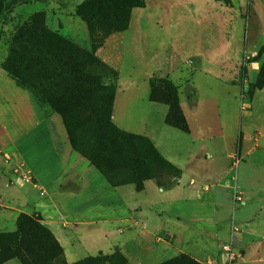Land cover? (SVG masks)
Masks as SVG:
<instances>
[{
    "label": "rangeland",
    "instance_id": "obj_1",
    "mask_svg": "<svg viewBox=\"0 0 264 264\" xmlns=\"http://www.w3.org/2000/svg\"><path fill=\"white\" fill-rule=\"evenodd\" d=\"M166 1L144 0L145 4L152 6L158 14L166 12ZM193 1L196 2V0H171L170 5L173 6L171 10L180 13L183 8V11L188 12L190 3L193 7L197 6ZM208 1H214L216 8L211 6L214 2L204 5L203 8L201 3L200 8L195 10V16L181 21L175 30L179 39L177 50L183 57L191 54L196 48L204 52L209 45L206 54L209 60L208 74L204 75L200 71L194 74L199 95L193 96L200 99L199 104L197 107L192 106L191 101L195 98L185 96L188 86H180L177 95L180 98L181 112L191 134L205 139L207 141L205 147L210 153L212 152V161L206 158L196 171L204 173L205 169H208L211 174H215L216 179L222 172L224 152L231 148L233 152L236 151L231 158V166L234 167L242 160V153L236 150L237 139L238 146L240 142L242 146L243 136H250V128L264 124V86L261 90H252L260 65L264 61V0ZM3 2L6 6L0 12V119L6 126L14 127L15 132H12L14 139L22 136L18 145L24 150L32 166L41 169L40 157L47 153L38 139L35 148L29 144V141L35 142V136L37 137L38 134L28 132L26 121L28 99L34 100L38 107L50 113L54 111L62 120L59 106L66 101L87 105L86 100L92 99L94 95L98 96V100L101 98L99 94L101 85L112 86L114 95L116 91L120 92L125 88L132 97H123L118 93L112 120L117 132L121 135L136 133L145 135L157 132L163 123L165 113L161 104H153L148 100V93L152 82L154 84L168 77L160 71L144 81L148 70L157 62L141 61L134 51L129 49L123 52L122 63L113 65L115 69L96 55V50L103 45L110 34L122 30L120 28L127 7L124 8L123 15L118 18L114 16L116 10H113L116 4L112 0H3ZM205 8L206 19L202 16V9ZM101 12L106 13L107 16L102 17ZM91 56L98 62L86 60ZM204 57H195L193 64H197L196 67L204 65ZM184 60L182 57L177 58L175 69L183 67ZM211 77H214V80ZM130 81L132 84H128ZM178 84L176 85L179 86ZM87 114L89 113L85 112L83 115ZM73 123L71 120V124ZM0 125L2 127V124ZM63 127L64 133L59 129L60 136L57 140L61 139L62 133V138L67 137L70 144L64 124ZM90 135L89 132L85 133L86 137ZM4 136L6 142H9V135L5 133ZM184 137L179 136L178 139L183 142ZM202 151L197 150L196 155L200 156ZM11 157L16 160L14 155ZM258 157L264 161V152ZM149 158L150 154L146 147H140L138 150L127 147L117 162L118 168L113 172V179L122 184L135 185L130 181L144 176L149 166L147 162ZM111 160L115 162L113 157ZM172 160L176 162L174 164L177 167L184 165L178 157ZM165 175L167 173L161 171L155 178L162 188L168 187V182L163 179ZM232 175L233 171L229 179ZM153 189L155 186L151 182L141 194L145 198L151 196ZM80 198H83L82 193ZM107 198L110 199L111 196ZM104 199V195H99L94 200L91 195L89 202H96L99 205L104 203ZM127 199L131 204L132 198ZM232 199L240 202L234 191ZM112 201L111 210L73 213L75 216H80L81 220H96L98 224L96 234L92 232L89 234V229L86 228L74 229V233L77 232L82 241L87 239L90 242L96 241L98 248H105L103 242L105 230L106 236L114 239L113 237L118 236L122 228L123 220L136 219L137 212L127 207L126 198L122 199L121 194L114 192ZM15 204L18 208H27L23 198L19 197ZM4 207L7 211L0 216V220L4 223L0 230L9 233L15 230L13 217L19 209L12 206ZM1 208L3 207L0 206V211ZM31 208L32 200H29L26 214L34 212ZM126 209L130 212L128 213ZM168 214H174V211ZM104 220L111 222L108 224L111 228L105 229ZM212 222L213 225L217 223L216 217ZM162 224L166 227L164 219ZM161 231L164 233L167 230L162 228ZM190 233L193 235L189 239L193 248L202 246L206 249L202 251L203 254L197 255L194 249L191 251L190 247H183L179 242L174 244V247L179 248L177 251L169 245L167 247L166 244L158 245L159 251L154 246L148 245L146 248L148 250H145L140 257L141 264H264V226L257 227L248 255L246 251L250 247L249 240L245 237L243 227L235 223H228L224 231L215 227L194 226ZM169 237L167 235L165 238L171 244L173 238ZM38 240L44 251H50L52 246L50 239L43 237ZM98 248L95 254L84 256L73 263H68L63 253L56 258V263L130 264L120 250L111 249L107 252ZM37 261L38 264H51L42 257Z\"/></svg>",
    "mask_w": 264,
    "mask_h": 264
},
{
    "label": "crops",
    "instance_id": "obj_2",
    "mask_svg": "<svg viewBox=\"0 0 264 264\" xmlns=\"http://www.w3.org/2000/svg\"><path fill=\"white\" fill-rule=\"evenodd\" d=\"M166 2V12L159 14L145 2L143 6L132 7L127 26L120 32L110 34L103 45L96 50V55L115 69L116 67L113 65L122 63L123 52L129 49L134 51L136 57L141 61L157 62L148 70L144 81L157 72L163 71L177 87V90L180 86H188L185 96L195 98L191 101V105L197 107L200 99L194 97L196 94V96L199 95L194 74L197 71L203 72L204 75L208 74L207 62L209 60L206 54L209 45L205 48V53L201 52L203 50L198 51L199 48L195 47L196 49L191 54L183 57L177 50L179 39L176 37L178 33L176 34L175 30L181 21L195 16V10L200 8L201 3L203 8L204 5L214 1H193L197 4L196 7L195 5L191 6L190 3V10L186 12L182 8L180 13L171 10L173 8L170 5L171 0ZM211 6L216 8L215 2ZM206 15V8L202 9L204 19H206ZM181 57L185 59V64L183 67L175 69V61ZM195 57H204V65L196 67L197 64H193ZM181 63L179 62V64ZM211 78L214 80V77ZM177 83L179 86L176 85ZM128 84H132V81ZM118 93L123 97H132L128 89L116 91L112 102L111 121ZM148 100L153 104H161L165 114L163 123L155 134L152 132L141 135L150 139L160 155L173 165L176 162L172 158L175 157L184 162V165H178L179 167L175 165L180 170L178 176L167 174L163 177L168 182L167 188L160 187L155 178L144 180L143 188L139 191L132 183L110 185L94 165L70 146L67 137L62 138L61 133V139L57 140L60 136L59 129L64 133L62 120L58 114L54 111L50 113L46 109L38 107L34 100L28 99V119H26L28 132L38 134L37 137L35 136V142L29 141V144L35 148L36 139H38L44 145L47 155L43 154L40 157L41 169L32 166L27 160L24 150L18 145L22 136L14 139L12 135V132H15L14 127L6 126L0 119V124L4 127L3 129L0 125V206L3 207L0 216L4 215V211H7L4 206L15 208L18 198H23L27 208L16 207L19 211L15 212L13 217V227H15L17 215L20 212L28 213V202L32 200L31 211L41 214L43 218L41 222L58 240L63 249L65 260L68 263H73L84 256L95 254L98 248L96 241L90 242L89 239L82 241L77 235L78 233H74L76 228H86L89 229V234L91 232L96 234L98 225L96 220H81L80 216H75L73 213L111 210L112 195L115 192L121 194L122 199L126 198L127 207L131 211L137 212L136 219L131 221L126 218L123 220L122 228L118 236L113 237L114 239L106 236L105 230L103 241L105 248L99 247L98 249L102 248L107 252L111 249H118L130 264H141L140 257L145 250H148L146 249L148 245L154 246L159 251L158 245L166 244L167 247L169 245L177 251L179 248L174 247V244L179 242L183 247H190L191 251L194 249L197 255L203 254L202 251L206 249H203L202 246L193 248L189 240L193 237L190 233L192 227H215L224 231L230 222L243 227L245 237L249 240L248 244L250 243L246 254L250 252L257 227L264 226V161L258 157L260 153L264 152V124L250 128V136H243L242 146H240L241 142L238 146L237 139L236 150L242 153V160L234 167L231 166V158L236 151L233 152L231 148L224 152L222 172L215 179V174H211L208 169H205L204 173L196 171L203 165L206 158L209 159L208 161L213 159L212 152L210 153L209 149L205 147L207 141L200 137H194L189 127L188 132H184L166 124L164 119L168 106L161 102L151 101L149 93ZM178 102L180 103L179 97ZM179 132L183 134L181 135ZM5 133L9 135V142H6ZM179 136H185V141L181 142L178 139ZM199 149L203 151L200 156H197ZM12 155L16 160L11 157ZM232 171L233 175L229 179ZM27 176H30V182L25 180ZM151 182L154 183L155 189L151 196L145 198L141 193ZM233 191L240 202L232 199ZM80 193L83 194V198H80ZM91 195L94 200L99 195H104V203L99 205L96 202L90 203ZM107 196H111V198L108 199ZM129 197L132 198L131 204L127 199ZM130 210L126 209L128 213ZM172 211L174 214L169 215L168 213ZM214 217L217 219L215 225L212 222ZM227 218L231 221L226 220ZM163 219L166 227H163ZM104 222L105 229L111 228L108 225L111 223L109 220H104ZM3 226L4 223L0 220V229ZM162 228L167 231L161 233ZM166 234L170 236L169 238H173V243L169 244L170 242L165 238ZM2 264L22 263L17 258H11Z\"/></svg>",
    "mask_w": 264,
    "mask_h": 264
},
{
    "label": "trees",
    "instance_id": "obj_3",
    "mask_svg": "<svg viewBox=\"0 0 264 264\" xmlns=\"http://www.w3.org/2000/svg\"><path fill=\"white\" fill-rule=\"evenodd\" d=\"M112 1L116 4L113 10H116L115 17L120 18L123 15L124 8L127 7V13L123 18L120 30L127 26L131 8L143 6L144 4L143 0ZM5 6L6 3L0 0V12ZM106 16V13H102V17ZM86 60L98 62L92 56ZM263 86L264 61L260 65L252 90L261 89ZM99 94L101 95L99 100L97 99L98 96L95 95L92 99H85L88 102L87 105L66 101L59 106V112L69 136L70 146L94 165L112 186L122 184L113 179V172L117 170V162H119L122 153L127 147L135 150L140 147H146L147 152L150 154V158L147 161L149 166L148 169L146 168L144 176L141 179L130 181L135 183L137 191L143 188L144 180L156 178L161 171L178 176L180 170L161 157L153 143L146 136L141 134L121 135L117 132L111 121L114 88L108 85H101L99 86ZM149 99L162 102L168 106L164 119L166 124L188 132V124L179 106L176 86L169 79H162L154 84L152 82L150 84ZM85 112L89 114L83 115ZM71 120H73V124H71ZM86 132L91 135L86 137ZM112 157L115 162L111 160ZM158 185H160L159 182ZM41 219L39 212L34 211L32 214L21 212L16 217L14 231L9 233L0 232V264L11 258H17L22 264H38L37 260L40 257L49 260L51 264H57L56 258L59 255H63L62 247L52 232L40 222ZM43 237L51 240L50 251H44L41 248L38 238Z\"/></svg>",
    "mask_w": 264,
    "mask_h": 264
},
{
    "label": "built area",
    "instance_id": "obj_4",
    "mask_svg": "<svg viewBox=\"0 0 264 264\" xmlns=\"http://www.w3.org/2000/svg\"><path fill=\"white\" fill-rule=\"evenodd\" d=\"M25 178V177H24ZM25 180L26 181H29L30 180V176H27L26 178H25Z\"/></svg>",
    "mask_w": 264,
    "mask_h": 264
}]
</instances>
